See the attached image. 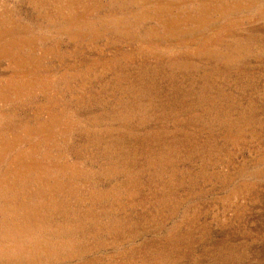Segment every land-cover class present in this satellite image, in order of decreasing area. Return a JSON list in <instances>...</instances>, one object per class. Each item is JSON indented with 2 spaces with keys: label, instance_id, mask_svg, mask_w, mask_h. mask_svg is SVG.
I'll return each mask as SVG.
<instances>
[{
  "label": "rangeland",
  "instance_id": "obj_1",
  "mask_svg": "<svg viewBox=\"0 0 264 264\" xmlns=\"http://www.w3.org/2000/svg\"><path fill=\"white\" fill-rule=\"evenodd\" d=\"M0 264H264V0H0Z\"/></svg>",
  "mask_w": 264,
  "mask_h": 264
}]
</instances>
